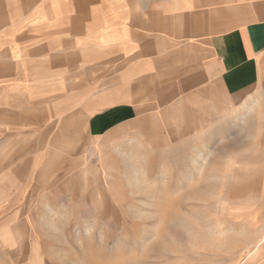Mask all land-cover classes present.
Wrapping results in <instances>:
<instances>
[{"label":"crops","instance_id":"1","mask_svg":"<svg viewBox=\"0 0 264 264\" xmlns=\"http://www.w3.org/2000/svg\"><path fill=\"white\" fill-rule=\"evenodd\" d=\"M60 119L155 131L171 155L212 133L214 179L260 221L238 264L264 243V0H0V221L44 182V147L14 145Z\"/></svg>","mask_w":264,"mask_h":264},{"label":"rangeland","instance_id":"2","mask_svg":"<svg viewBox=\"0 0 264 264\" xmlns=\"http://www.w3.org/2000/svg\"><path fill=\"white\" fill-rule=\"evenodd\" d=\"M52 126L14 145L44 147V182L0 221V264H238L239 239L260 221L245 218L227 174L214 179L212 133L185 156L167 154L155 131L95 140L79 121ZM244 264H264V243Z\"/></svg>","mask_w":264,"mask_h":264},{"label":"bare ground","instance_id":"3","mask_svg":"<svg viewBox=\"0 0 264 264\" xmlns=\"http://www.w3.org/2000/svg\"><path fill=\"white\" fill-rule=\"evenodd\" d=\"M213 242H214V237L213 236H208L207 237V243L213 244Z\"/></svg>","mask_w":264,"mask_h":264}]
</instances>
